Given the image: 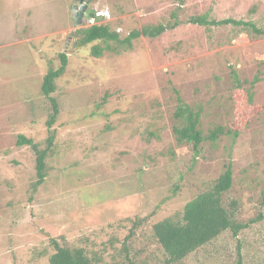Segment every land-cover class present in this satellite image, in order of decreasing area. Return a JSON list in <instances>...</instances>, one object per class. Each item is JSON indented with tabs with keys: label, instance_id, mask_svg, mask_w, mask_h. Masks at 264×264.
Segmentation results:
<instances>
[{
	"label": "rangeland",
	"instance_id": "rangeland-1",
	"mask_svg": "<svg viewBox=\"0 0 264 264\" xmlns=\"http://www.w3.org/2000/svg\"><path fill=\"white\" fill-rule=\"evenodd\" d=\"M78 2L0 0V264H48L49 240L61 234L109 251L108 240L116 236L120 247L130 227L125 218L148 215L131 241L135 254L146 244L148 224L177 217L228 163L233 184L226 197L239 196L244 212L253 214L264 177V35L187 20L205 15L264 28V0H84V22L75 24L71 8ZM89 9L104 12L98 21L122 36L144 26L167 28L134 40L129 51L95 57L93 43L79 45L74 33L89 25ZM59 52L68 64L50 94L58 115L49 172L31 194L35 156L16 141L24 135L45 146L52 104L40 83L49 67L60 65ZM237 90L263 109L250 114L236 137L220 133L211 140L215 126L226 130L235 122ZM182 103L199 112L198 153L176 138ZM238 259L264 264V219L238 237L221 233L181 264Z\"/></svg>",
	"mask_w": 264,
	"mask_h": 264
},
{
	"label": "trees",
	"instance_id": "trees-1",
	"mask_svg": "<svg viewBox=\"0 0 264 264\" xmlns=\"http://www.w3.org/2000/svg\"><path fill=\"white\" fill-rule=\"evenodd\" d=\"M85 1L96 2V0ZM250 11L252 12V10ZM91 17H95L97 22L85 27H78L74 33L79 36L77 37L79 45L93 43L91 54L95 57L100 56L105 51L114 55L129 51L134 40L143 36L155 38L167 28L162 24L144 26L140 29H132L122 36L118 30L111 28L106 21H98L102 16H95L93 9L87 10L84 18L88 20ZM82 20L84 22V19ZM187 21L204 26L230 23L236 26L241 25L244 31L251 30L254 34L264 35V28L258 27L255 23L233 18L207 21L205 15H200L192 16ZM172 25L175 23L169 27ZM59 60L60 65L57 68L49 67L42 76L40 83V93L49 97L52 104L51 112L46 120L45 146H40L32 138L24 135H19L16 141L17 145H29L35 156L34 180L29 184L31 194L36 192L49 172L47 161L54 145L56 130L53 125L58 115V105L56 100L50 97V94L54 92L55 81L64 73L68 64L67 53L59 52ZM232 97L235 101L233 109L236 113V120L233 123L230 122L226 130L220 125L215 126L209 133L211 140H215L220 133H232V136L236 137L249 122L250 114L263 109V105L252 102V94L248 91L237 90ZM95 106L100 107L97 104ZM115 111L118 110L115 109ZM175 116L182 120L181 126L174 128L177 141L190 143L193 150L198 153V146L202 141L201 134L196 128L199 112H193L191 108L182 103L177 108ZM262 181L261 192L257 199V205L255 204L257 206L256 211L253 214H246L243 210L245 209L244 203L241 202L239 196L226 197L233 184L231 165L228 163L218 177L208 182L203 190L184 203L177 217H164L148 224L147 233L144 232L145 237H142V241L146 244L135 251V254L130 253L131 241L136 238L137 231L142 227V224H147L148 215L135 216L133 219L125 218L131 223L130 227L120 240V247L117 248L113 244L117 240L116 236H112L108 240V245L111 247L109 251L105 247L101 251L87 249L85 246L67 241L62 234L57 240L50 238L49 247H51L52 252L48 255V264H181L182 260L189 254L210 243L221 233L228 231L232 237H238L244 230H250L253 224L263 221L264 177ZM174 189H178V186L174 185ZM39 232L48 234L47 231L43 230ZM140 235L142 236V234ZM239 248L240 244L237 246L238 255ZM236 264H241V260L238 259Z\"/></svg>",
	"mask_w": 264,
	"mask_h": 264
},
{
	"label": "water",
	"instance_id": "water-1",
	"mask_svg": "<svg viewBox=\"0 0 264 264\" xmlns=\"http://www.w3.org/2000/svg\"><path fill=\"white\" fill-rule=\"evenodd\" d=\"M87 8L86 4H83V0H79L77 4H74L71 8V11L73 13V17L75 20V24L81 23L83 14Z\"/></svg>",
	"mask_w": 264,
	"mask_h": 264
},
{
	"label": "built area",
	"instance_id": "built-area-1",
	"mask_svg": "<svg viewBox=\"0 0 264 264\" xmlns=\"http://www.w3.org/2000/svg\"><path fill=\"white\" fill-rule=\"evenodd\" d=\"M100 12H96V14L98 15ZM88 24H93L95 22V18L94 17H91L89 18L88 20Z\"/></svg>",
	"mask_w": 264,
	"mask_h": 264
},
{
	"label": "clouds",
	"instance_id": "clouds-1",
	"mask_svg": "<svg viewBox=\"0 0 264 264\" xmlns=\"http://www.w3.org/2000/svg\"><path fill=\"white\" fill-rule=\"evenodd\" d=\"M84 1V0H83ZM97 12H100L98 15L96 14V12H95V16H103V15H105L104 14V12H101V11H97ZM95 18V17H94ZM96 20V19H95Z\"/></svg>",
	"mask_w": 264,
	"mask_h": 264
}]
</instances>
